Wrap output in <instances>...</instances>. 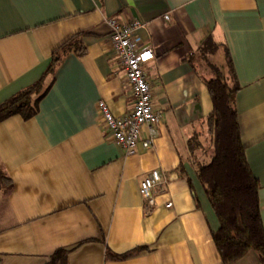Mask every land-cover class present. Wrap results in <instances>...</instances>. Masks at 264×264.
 <instances>
[{"label":"crops","instance_id":"crops-1","mask_svg":"<svg viewBox=\"0 0 264 264\" xmlns=\"http://www.w3.org/2000/svg\"><path fill=\"white\" fill-rule=\"evenodd\" d=\"M112 17L143 23L136 36L154 55L145 72L161 122L151 147L133 154L109 139L97 108H133L107 42ZM74 35L81 50L55 68L37 112L0 121V264H221L219 222L188 146L212 109L198 51L211 37L208 60L229 53L264 227V0H0V104ZM152 170L164 184L150 208L139 183ZM234 264L261 263L249 251Z\"/></svg>","mask_w":264,"mask_h":264},{"label":"trees","instance_id":"trees-1","mask_svg":"<svg viewBox=\"0 0 264 264\" xmlns=\"http://www.w3.org/2000/svg\"><path fill=\"white\" fill-rule=\"evenodd\" d=\"M78 38L79 35H74L53 50L51 61L41 77L0 104V121L13 115L28 119L37 112L39 100L52 83L55 68L67 53L81 50ZM217 50L218 46L208 37L198 51L211 71V76L205 79V86L212 109L203 122L209 135V147L203 149L198 132L188 141L189 151L197 157L198 181L219 222L218 229L211 236L221 264H234L249 251L255 252L259 262L264 264L259 183L246 160L235 107L240 87L226 48L223 50L224 67L207 60L206 56L214 55ZM209 151V160L199 162V157L207 156Z\"/></svg>","mask_w":264,"mask_h":264},{"label":"built area","instance_id":"built-area-1","mask_svg":"<svg viewBox=\"0 0 264 264\" xmlns=\"http://www.w3.org/2000/svg\"><path fill=\"white\" fill-rule=\"evenodd\" d=\"M167 19V17H165ZM109 26L107 42L114 56L124 67L125 80L130 95L133 97V108L121 116H114L103 100L97 102L98 114L104 131L110 140L119 145L126 154L135 153L140 145L143 149L151 147L161 122V113L153 104L150 81L145 72L146 64L153 59L152 49L142 45L136 31L144 24L137 19L124 22L118 17L106 20ZM147 136L141 139L143 129ZM164 184L158 170L150 171L139 183V193L150 208L155 206L157 189ZM171 207V203L165 205Z\"/></svg>","mask_w":264,"mask_h":264},{"label":"rangeland","instance_id":"rangeland-1","mask_svg":"<svg viewBox=\"0 0 264 264\" xmlns=\"http://www.w3.org/2000/svg\"><path fill=\"white\" fill-rule=\"evenodd\" d=\"M207 60H208V59H207ZM209 60H210V63H215V65H217V66H219V67H221V68L224 67V64H225L224 57H223V58H219V59L217 60V63H216V61H215L214 58H210ZM209 60H208V61H209ZM198 62H199V64L202 65V66H206V65H207L206 62H205L204 60L200 59L199 57H198ZM199 141H201V144H202V146H203V149H207V148L209 147V141H210V140H209V135L206 133L205 130L202 132L201 135H199ZM209 154H210V151H209V153L207 154V156H205V157L200 156V157H199V160H200L201 162L208 161V160H209Z\"/></svg>","mask_w":264,"mask_h":264}]
</instances>
